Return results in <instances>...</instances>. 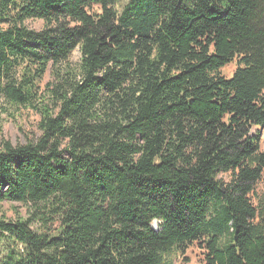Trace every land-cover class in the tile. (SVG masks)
<instances>
[{
	"label": "trees",
	"instance_id": "trees-1",
	"mask_svg": "<svg viewBox=\"0 0 264 264\" xmlns=\"http://www.w3.org/2000/svg\"><path fill=\"white\" fill-rule=\"evenodd\" d=\"M116 4L0 0V100L39 114L34 139H0V202L27 211L0 217V264H168L193 243L264 264V0Z\"/></svg>",
	"mask_w": 264,
	"mask_h": 264
},
{
	"label": "rangeland",
	"instance_id": "rangeland-1",
	"mask_svg": "<svg viewBox=\"0 0 264 264\" xmlns=\"http://www.w3.org/2000/svg\"><path fill=\"white\" fill-rule=\"evenodd\" d=\"M129 0H117V10L127 4ZM96 7H94L95 9ZM25 25L34 30H40L43 27V21L40 19H27L24 21ZM80 59L79 49L76 48L70 55L69 61L72 64H77ZM236 68V62L225 65L219 69V74L224 77H229ZM51 80V73L48 69L38 86L44 90L45 85ZM39 121V114L33 109L25 106L15 107L9 103L0 100V139L8 140L11 144L24 143L28 140L34 139L38 136L39 131L37 124ZM250 133L256 138L257 147L260 151H264V129L260 126H252ZM227 174H223L225 177ZM255 195H250V199L255 203V197L260 196L264 192L263 178L255 186ZM27 211L24 206L18 203H10L7 201L0 202V217L6 219H14L16 217L25 218ZM159 221L154 220L151 222V227L159 229ZM50 226L55 227L57 223L55 220L49 223ZM32 228L36 224L31 225ZM166 261L168 264H204V251L199 244H191L183 255L173 252Z\"/></svg>",
	"mask_w": 264,
	"mask_h": 264
}]
</instances>
